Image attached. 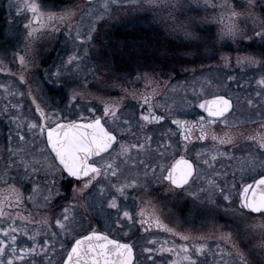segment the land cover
<instances>
[{
  "label": "snow or ice",
  "instance_id": "obj_1",
  "mask_svg": "<svg viewBox=\"0 0 264 264\" xmlns=\"http://www.w3.org/2000/svg\"><path fill=\"white\" fill-rule=\"evenodd\" d=\"M128 4L146 11L162 13L171 23V33L186 47L199 37L191 25L196 17L186 13L203 11L201 21L213 23L218 31L217 42L230 41L240 45L247 42L254 51H243L236 55L235 66L241 69H258L259 78L255 80V97L248 95L235 98L225 94H215L198 104L207 116H200L195 122L172 118L171 123L177 131L168 129L161 133L162 140L153 148V128L162 126L165 115L157 114L156 108L163 105L153 101L161 95V89L168 88L167 81L159 80L154 73L144 72L136 76L143 82V90L108 83L111 78L99 75L95 69L90 73L106 88L120 87L124 96L119 100L106 99L88 91L89 82L85 78L81 84L71 89V107L82 101L91 104L93 100L102 106L97 115L94 107H85L77 118L69 119L62 113L46 112L32 96L37 120H23L19 114L10 117L15 124V136L19 146H13L10 130L8 144L0 169V264H141L137 254L136 242H122L112 236V230L139 224L145 233L155 228L178 238L171 244L156 238H148L140 248L144 264H157V257L166 259L167 264H201V257L210 251L208 241L216 244L217 264H264V0H126ZM119 0H85L76 8H66L62 12L45 11L37 0H19L15 5L17 15H25L28 22L25 47L32 50L33 45L48 32H57L60 26L68 28L69 34L75 31L77 52H73L61 67L48 75L61 79L69 71L79 75L81 62L88 56L85 47L83 55L78 54L79 46L93 40L96 22L110 14L113 5ZM81 13L92 19L89 31L82 33L79 26L73 25L76 15ZM30 14V15H29ZM215 48V45H213ZM188 55H199L196 50ZM215 52L213 56H215ZM21 71L16 73L8 67H0V72L17 76L21 84L27 83L24 70L33 62L24 54L15 56ZM222 67L232 66L230 54H220ZM119 79V78H118ZM235 77L228 76V80ZM204 84L211 85L205 80ZM4 98L16 96L10 85L0 84ZM172 91H176L175 86ZM203 85L201 92H203ZM101 89L97 88V92ZM193 94L196 92L193 90ZM20 96L24 93L20 92ZM127 96L138 100L139 115H122V102ZM11 107L19 113L23 107L19 103ZM247 109V114L244 110ZM8 113V106L4 107ZM171 116V106L166 108ZM111 125V126H110ZM222 126V127H220ZM27 128L31 138L22 134ZM219 128V130H217ZM179 135L181 143L173 145L172 137ZM37 138L42 143H38ZM164 140L168 142L165 143ZM194 140L202 143L189 158L186 153ZM210 144L206 143L209 142ZM246 144L249 151L237 156L234 150ZM181 149L184 154L176 158L174 153ZM171 150V153H169ZM164 158L172 155L170 162L153 164V154ZM227 160L230 164L217 170V164ZM241 173H255L252 181L239 185L229 183L227 168ZM20 169L23 170L22 175ZM16 170L17 175H11ZM59 179L74 182L71 197L62 196ZM23 181H30L31 188L23 190ZM155 182L164 189L165 196H190L194 201L205 200L222 208L229 217V224L219 225L215 221V209L208 211L211 227L207 231L194 234L191 230L181 231L170 226L161 218L154 197H149V184ZM141 189L144 199L135 215L121 201L128 199L129 190ZM219 195L223 204L214 197ZM61 198L66 203L58 204L59 214L47 211L52 202ZM100 207L112 210L108 214L104 230L89 223L85 227L90 209ZM22 209V211H18ZM33 209L35 211H33ZM227 228V231L224 229ZM128 236V232L123 233ZM23 241H28L24 243Z\"/></svg>",
  "mask_w": 264,
  "mask_h": 264
},
{
  "label": "rangeland",
  "instance_id": "obj_2",
  "mask_svg": "<svg viewBox=\"0 0 264 264\" xmlns=\"http://www.w3.org/2000/svg\"><path fill=\"white\" fill-rule=\"evenodd\" d=\"M18 2L19 0H0V44L4 42L3 44L6 45H2L5 47L14 46L12 48L15 51L14 56L17 53L24 54L33 62L27 70H24L27 81L26 91L18 99L19 104L29 106L26 116L33 120H37L38 115L35 112V105L32 104V97L28 95L29 88L32 96L36 98L37 103L46 112L62 113L69 119H75L81 112H84L85 115H90L85 111V107H94L96 114L99 115L102 112V106L95 100L91 104L82 101L77 103L76 107H71L69 100L71 89L87 78L89 82L88 91L97 95H104L106 99L119 100L124 96V92L119 86L106 88L104 84L99 83L90 73L91 69H95L101 76L110 77L111 79L107 81L108 83L119 85L123 81V86L129 90L138 89L142 91V81L137 82L135 78L132 79L133 76H129V79H127L121 73L171 72L177 68L186 70L188 66H185V62L179 61L183 57H178L177 52H180L182 56L186 54L187 59L192 61V64L189 65V71H193L194 75L181 80L158 78L168 83V88L161 89L165 102L171 103L169 100L173 95L181 99L185 98L187 89L201 93L202 85L204 88V94H202L206 96L212 95L217 91H223L224 94H228L233 98L237 95L241 98L248 95L255 97L257 90L255 80L259 78V70L245 69L242 71L235 66L234 60L235 56L243 54V51H254L255 49L248 48L247 42L240 45L232 44L230 41H225L223 44L217 42L218 29L213 23L201 21V17L205 15L203 11L186 13L180 16V19L183 20L187 15H192L197 20L196 23L191 25V29L199 39L195 40L192 48H186V43L181 42L182 37L178 39L171 33L169 27L171 22L166 19L164 14L146 11L140 7L128 4L126 0H119L118 5H113L110 14L105 15L103 19L96 22V32L93 34V40L86 45L79 46L78 54L80 55H83L85 47L88 49V56L81 62L79 75L74 76L69 71L61 79L55 80L48 74L61 67L69 55L77 52L76 33L72 31L69 34L68 28L61 25L59 31L46 33L29 51L25 47L26 30L24 28V24L28 20L23 14L17 15L15 5ZM37 2L41 4L45 11L57 13L62 12L66 8H76V6L85 3L84 0H69L65 4H50L42 0H37ZM92 22L89 16L78 12L72 24L79 26L82 33H86L89 31ZM136 29L141 31H137L139 34L148 33L152 38L151 40L144 39L139 43L137 48L139 53H135L140 59L134 58L128 61L123 58L125 50L121 49L122 42L116 37V34L122 33L124 37L128 34L130 37V34H132L131 36L135 35L133 32ZM152 30H157L158 32ZM138 33L135 35V39L140 37ZM197 45L201 54L188 55L186 53V51L192 52L196 50ZM213 45H215V48H213ZM5 47H0V53L3 56L5 53L2 51L6 49ZM214 52L216 53L215 56H213ZM220 54H230L233 57L232 66L228 68L222 67V62L219 59ZM118 61H121V65H119ZM16 63H18L17 60ZM247 72H254L256 75L249 78L245 77L243 73ZM210 73H219L223 74V76L215 78L211 77ZM237 73L239 74L237 75ZM229 74L235 79L229 81ZM206 79L211 81L210 86L203 83ZM173 86L177 88L175 92L171 90ZM16 87H22L18 79L16 80ZM97 88H100L101 91L97 92ZM81 104H84L85 107H81ZM122 105L125 115H133L136 114L140 103L132 96H127L123 99ZM22 134H24V130H22ZM24 135L31 138L28 134ZM71 194L72 192H65L64 197L70 198ZM62 201L63 199L59 197L55 199L47 210L49 214L55 213L58 215L60 209L57 205L62 204ZM66 202L65 200L64 203ZM33 211L35 210L33 209ZM23 242L28 243V241ZM55 259L57 264H59V256Z\"/></svg>",
  "mask_w": 264,
  "mask_h": 264
},
{
  "label": "flooded vegetation",
  "instance_id": "obj_3",
  "mask_svg": "<svg viewBox=\"0 0 264 264\" xmlns=\"http://www.w3.org/2000/svg\"><path fill=\"white\" fill-rule=\"evenodd\" d=\"M156 31L157 30H152ZM215 42V41H213ZM4 43V42H3ZM0 44V47H5L3 45L6 44ZM144 43V42H142ZM187 43V42H185ZM209 44V42H207ZM217 43V42H216ZM3 44V45H2ZM195 44V40L192 41V46ZM206 44V45H208ZM215 44V43H214ZM10 46V47H9ZM8 47H5L2 52L5 53V55H1L0 53V67H8L13 72H20V66L18 63H16L15 60V51H13L12 48L14 46L9 45ZM8 48V49H7ZM186 48H192V47H186ZM13 53V54H12ZM186 53H189V51H186ZM178 57L180 58L179 61L185 62V66H188L186 70H182L180 68H177L174 71L171 72H149L154 73L157 78H169L173 80H181V79H187L188 77L194 75L193 71H189V65L192 64V61L187 59V55L185 54L182 56L180 52H177ZM143 73V72H142ZM124 75L125 78L129 79V76H133L132 79L136 78L137 75L141 73H121ZM239 73H237L238 75ZM211 77L219 78L223 76V74L219 73H210ZM245 77H251L256 75L254 72H247L243 73ZM229 76H232L229 74ZM17 76L15 75H6L5 73L0 72V84L4 85H10L11 90L17 92L16 96H9L7 99L4 98L5 94L3 92V89H0V169L3 168V158L8 155V153L5 151V148L8 144V136L10 133V130L12 132L13 136V146H18V140L15 136V124L10 119L11 116L19 114L21 116V119L27 121V120H33L26 116L29 106L28 105H22L23 107L20 109L19 113H17L16 109H13L11 107L12 104L18 103V99L22 96L19 95L20 92L26 91V83L22 84V87L17 88L16 87V80ZM196 92V91H195ZM201 93H197L194 95L192 89H187V96L185 98H179L176 96H172V98L169 100L171 103L165 102L164 95L161 94L155 98L153 101L154 104L157 105H163L164 107H158L156 108L157 114L165 115L166 119L164 122H162V126H155L153 128V135H154V141H153V148L157 147V142L162 140L161 133L166 132L168 129H171L172 131L176 132V126L171 123L172 118H177L181 120H187L191 122H195L199 119L200 116H207V114L198 107V104L202 102L203 99L212 98L215 94H224L223 91H217L212 95L206 96ZM228 95V94H225ZM230 96V95H228ZM5 105L8 106V113L4 114V107ZM171 106V116H169L168 112L166 111V108L168 106ZM139 108L136 111L135 115H139L141 111H146L145 108H141V106H138ZM23 112V113H22ZM122 115L124 116H130L125 115L123 108L121 109ZM23 114V115H22ZM244 114H247V109L244 110ZM111 126V125H110ZM222 127V126H220ZM24 134H28L31 137V134L28 133L27 128L24 129ZM219 130V128L217 129ZM38 143H42V141H39V138H37ZM165 143H167V140H164ZM171 142L173 145H177L181 143L180 137L177 134L176 136L172 137ZM210 144L209 142H206ZM202 143L199 141L194 140V146H189V151L186 153V155L189 158L195 157V152L199 150L200 147H202ZM250 149L246 144H241L239 149L234 150V154L237 156H240L241 154L249 151ZM169 153H171V150H169ZM180 154H184L181 149H177V151L174 153L176 158H179ZM172 159V155L166 153L164 158L158 157L155 153L153 154V157L150 158V162L153 164H156L157 162H170ZM231 162L224 160L221 163L217 164V170H223L222 165L226 166L230 164ZM20 174L22 175L23 170L20 169ZM228 176L227 179L229 183H235L237 185L236 189H233L234 198L235 193L239 189V185L244 182H251L252 176L256 175L255 173H245L243 177L241 176V173L239 171H236L235 177L233 178L232 172L233 168L229 167L227 168ZM11 175H17L16 170H13ZM23 190L27 192L31 188L30 181H23ZM74 182L70 179H59L58 178V187L60 189V192L62 196H65V192H72V188L74 187ZM0 187H3V185H0ZM154 197V204L157 205V208L159 210V213L161 215V218L164 220L165 223L169 224L173 227H178L179 230L185 231V230H191L194 234L207 231L211 225L208 223L210 220V217L208 216V211L210 209H215L217 212V215L215 217V221L219 225H227L229 224L230 220L229 217L226 216L223 213L222 208H216L215 205L208 203L206 200L204 203H200L198 201H194L190 196L182 195L179 197L175 196H165L164 195V189L157 185L155 182H152L149 184V197ZM141 189L132 190L130 189L128 192V199L126 201H121L122 205H125L129 211H131L134 215L139 210V206L142 203V199H144ZM220 204H223L222 198L217 194L214 197ZM65 200L62 201V204ZM18 211H22V209H18ZM111 213L114 218V213L112 210H109L107 208L101 209L100 207H96L94 209H90L87 213L88 219L84 221L85 227L88 226L90 223L93 227H98L101 230H104L106 220L108 219V214ZM227 231V228L224 229ZM128 232V236H124L123 233ZM112 236H114L117 239H120L122 242H136L137 245V254L140 255L141 264H144V258L143 255L140 254V248L143 246L148 238H156L158 241L163 243L165 240L171 244L173 239H176L177 243H181V241L178 240V238H173L169 236L167 233H164L162 231H159L155 228L152 229L151 233H145L143 229L140 227L139 224H133L129 226L127 223H125V226L121 228H115L112 230ZM210 246V251L207 253L205 257H201V264H217L218 257L214 255L216 251V244L220 243V246L222 248L226 247V245L223 242L220 241H214L210 240L208 241ZM157 264H167L166 259L157 257Z\"/></svg>",
  "mask_w": 264,
  "mask_h": 264
},
{
  "label": "trees",
  "instance_id": "obj_4",
  "mask_svg": "<svg viewBox=\"0 0 264 264\" xmlns=\"http://www.w3.org/2000/svg\"><path fill=\"white\" fill-rule=\"evenodd\" d=\"M46 3H50V4H65L66 2H68L69 0H42ZM140 31L139 29H136L133 33L136 35L138 32ZM141 32V31H140ZM132 33V32H131ZM125 34V33H124ZM139 34V33H138ZM142 34V33H141ZM139 34L140 37L138 39H135V35L131 36L132 34H130V37L128 36H123L122 33H117L116 34V37L119 38L121 40V49L125 50V55L123 58H125V60L127 59L128 61L130 60H133L134 58H139V56L136 55L135 52H138L137 48L139 47V43L144 40V39H147V40H151V36L148 35V33L146 34ZM135 37V38H134ZM129 44V45H128ZM139 53V52H138ZM119 62V65H121V61H118Z\"/></svg>",
  "mask_w": 264,
  "mask_h": 264
},
{
  "label": "water",
  "instance_id": "obj_5",
  "mask_svg": "<svg viewBox=\"0 0 264 264\" xmlns=\"http://www.w3.org/2000/svg\"><path fill=\"white\" fill-rule=\"evenodd\" d=\"M85 1V0H84Z\"/></svg>",
  "mask_w": 264,
  "mask_h": 264
}]
</instances>
